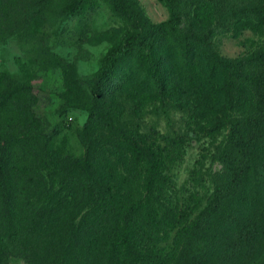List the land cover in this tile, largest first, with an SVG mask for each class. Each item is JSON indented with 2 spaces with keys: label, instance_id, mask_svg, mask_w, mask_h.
Instances as JSON below:
<instances>
[{
  "label": "rangeland",
  "instance_id": "1",
  "mask_svg": "<svg viewBox=\"0 0 264 264\" xmlns=\"http://www.w3.org/2000/svg\"><path fill=\"white\" fill-rule=\"evenodd\" d=\"M26 1L0 0V90L15 92L0 106V138L7 133L36 137L33 144H26L34 148L31 154H25V149L13 152L15 223H23L29 209L32 213L40 206L55 208L45 233L30 239L17 238L10 227L0 228V264H48L42 255L47 257V246L56 240L50 224L62 223L74 199L67 186L51 202H46L47 193L41 190L50 184L51 191L59 189L61 163L85 150L81 135L93 100L89 78L106 51L128 37L136 48H151L160 23H168V28L175 24L182 33H206L213 51L243 57L250 73L247 79L228 83L226 89L221 75L208 77L198 65L197 79L188 81L178 71L173 48L160 45L167 79L164 90L145 87L141 91L136 86L139 77L135 73L130 77L129 70L115 76L104 93L106 115L159 154L163 181L156 190L161 204L156 205L167 207L176 222L199 217L227 181L237 158L232 127L244 124L258 108L261 88L255 72L259 64L251 53L264 43V19L248 14L244 7L264 0H182L174 18L165 0H120L126 12L116 10L109 0H91L82 24L64 17L63 7L71 0ZM19 2L29 7L30 15L23 14L26 10L21 11ZM174 81L177 89L171 88ZM91 132L100 153L110 160L104 177L115 198L123 199L124 193L128 201L138 198L144 170L133 164L129 154L123 156L122 146L100 120L94 121Z\"/></svg>",
  "mask_w": 264,
  "mask_h": 264
},
{
  "label": "trees",
  "instance_id": "2",
  "mask_svg": "<svg viewBox=\"0 0 264 264\" xmlns=\"http://www.w3.org/2000/svg\"><path fill=\"white\" fill-rule=\"evenodd\" d=\"M47 1L37 0L39 4ZM165 1L174 18L182 0ZM109 2L116 10L126 12L122 1ZM91 3V0L67 2L63 7L64 17H74L82 24ZM17 5L21 11L26 10L23 14L30 15L25 3ZM244 9L264 19L263 3H252ZM12 13L18 14L15 10ZM167 24H158L157 38L149 49L134 47L129 37L124 43L111 46L89 78L93 100L87 107L88 116L81 135L85 150L61 163L63 175L59 189L51 191L53 184H50L49 188L44 185L41 190V194L47 193L48 202L59 196L62 186H67L74 199L63 213L62 223L50 224L49 228H54L52 239L56 240L52 246H47V257L42 255V260L48 264L52 261L59 264H264V43L251 53L259 64L255 72L261 88L258 108L244 124L232 127L230 136L237 152L234 166L225 184L213 193L195 220L176 222L167 207L162 210L156 205L161 204L156 190L163 181L159 154L125 133L102 107L104 93L113 78L125 71L130 70V77L135 76L134 73L139 77L136 86L141 91L145 87H153L158 92L166 88L160 45L165 50L173 48L178 71L188 81L197 79L198 65L208 77L221 75L226 89L230 82L249 78L243 57L220 55L210 47L206 33H182L175 24L170 28ZM171 88L177 89V82L174 81ZM14 93L9 89L0 90V106ZM69 115L66 113V119L70 121ZM95 120L107 126L113 141L122 146L123 156L129 154L133 164L144 170L143 190L138 198L128 201L126 193L123 199L115 198L112 186L104 177L105 163L110 160L100 153L91 132ZM32 140L36 141V137L13 133L0 138V228L10 227L14 236L23 240L41 231L45 233L48 216L51 217L55 208L40 206L32 213L29 209L26 220L15 223V188L11 183L10 166L15 148L25 149V154L34 151L32 145H26ZM99 201L102 203L98 205ZM78 205L81 208L76 211Z\"/></svg>",
  "mask_w": 264,
  "mask_h": 264
},
{
  "label": "built area",
  "instance_id": "3",
  "mask_svg": "<svg viewBox=\"0 0 264 264\" xmlns=\"http://www.w3.org/2000/svg\"><path fill=\"white\" fill-rule=\"evenodd\" d=\"M71 117H72V116H71V115H69V116H68V119H70V120H71Z\"/></svg>",
  "mask_w": 264,
  "mask_h": 264
}]
</instances>
